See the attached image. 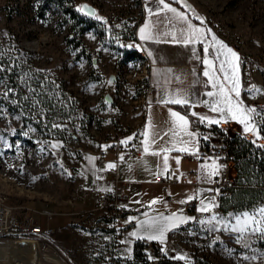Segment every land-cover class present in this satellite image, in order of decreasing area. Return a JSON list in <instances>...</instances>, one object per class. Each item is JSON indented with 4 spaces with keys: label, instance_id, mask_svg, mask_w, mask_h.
<instances>
[{
    "label": "rangeland",
    "instance_id": "obj_1",
    "mask_svg": "<svg viewBox=\"0 0 264 264\" xmlns=\"http://www.w3.org/2000/svg\"><path fill=\"white\" fill-rule=\"evenodd\" d=\"M147 1L65 0L79 18L95 25L81 32L84 23L76 22L65 13L66 5L54 0H0V64L10 69L0 72V191L10 196L13 206L26 207L36 217L37 211L68 213L67 200L77 199L80 184L98 185L100 149L117 141L128 140L127 147L139 142L151 82L148 56L137 50L136 32ZM179 5L238 52L243 62V103L256 108L259 115L254 114V120L264 122L259 109L264 106V0H180ZM128 51H138L141 57L128 61ZM253 86L261 91L250 93ZM203 89L212 90L210 85ZM44 92L55 99L57 113L39 106L38 96ZM52 144L61 147L53 149ZM262 207L264 201H258L242 211L222 209L216 216L235 224V216ZM50 225L57 229L58 220ZM212 227L197 223L177 231L170 238L173 251L165 258L188 264H264V239L258 234L246 248L237 242L238 234L224 231L223 225H217L219 231H210ZM105 232L102 240H89L78 255L65 252L79 264H153L158 259L154 255L164 249L155 246L154 255L145 251L147 257L138 259L117 235ZM36 245L32 258L51 264L40 259L45 250ZM82 257L90 260L81 261Z\"/></svg>",
    "mask_w": 264,
    "mask_h": 264
},
{
    "label": "crops",
    "instance_id": "obj_2",
    "mask_svg": "<svg viewBox=\"0 0 264 264\" xmlns=\"http://www.w3.org/2000/svg\"><path fill=\"white\" fill-rule=\"evenodd\" d=\"M177 1V2H176ZM175 2L165 3L169 4L180 12L187 16L188 22L193 26L208 30V24L205 22L201 24L197 20H194L182 6L179 5L180 0ZM150 24L153 37L159 38L160 43H156L155 39L150 41H143L140 39V29ZM186 28V23L180 21L174 17L172 13L167 12L163 9V6L159 4V0H148L147 6L145 7V15L140 24L137 27L136 36L141 45L145 48L148 56V67L150 72L151 86L156 89L157 102L151 103L145 113L144 125L141 132V138L136 145V149L139 155L134 159L124 162L119 167V179L125 184L124 192L128 196V206L131 209L128 214V220L134 222V224L121 231H117L111 225H106L105 228L101 229L97 235L95 232L84 231L73 225L71 220L65 216L67 212L56 213L57 216L52 220H58L57 229L54 228L55 234L52 238L55 246L59 249L67 251L73 255H78L83 248L89 243V240H102L103 234L110 232L109 235H117L120 240L123 238V245L130 252L134 253V244L137 241L150 242L156 246H163L173 234L182 229L181 224L178 228L169 231L165 234L166 240L162 244L159 241L151 240H135L131 237L130 233L133 231H141L146 234L144 230L139 228L141 222L149 219H154L158 216H169V215H180L183 217L191 218L185 209L186 203L195 201L198 207H201V200L205 202L209 201L208 191L211 183L206 182L205 173L201 170V166L205 163L211 164L213 157L208 151H204L202 144L205 141L203 130H210L213 127L217 128L218 131L221 129L233 134L241 135L248 139L256 141L249 133H245L241 128L233 121L227 123H221L219 125H208L207 123H200L198 118L191 115V112H196L199 115H206L209 111L208 107L203 103L209 98L204 95L203 87L206 85V77L198 76L195 72L196 66H201L204 70V65L201 63L197 56L203 57V45L196 44V56L193 55L192 47L185 46L183 43L172 42L171 36H164L165 32L175 31L176 35H180V30ZM214 34L218 40L226 44L234 50L229 43L220 37L217 33ZM208 42H211V35L207 37ZM236 51V50H235ZM151 52V55L148 53ZM237 52V51H236ZM238 53V52H237ZM239 55V54H238ZM240 57V56H239ZM242 61V60H241ZM242 71L240 70L241 84L243 78V66L241 64ZM179 95L180 97H186L193 102L195 107H182L176 104H165L163 101L170 96ZM240 99L243 101L241 94ZM244 102V101H243ZM170 111H177L183 115H186L190 120V130L197 133L198 140V153L197 155H189L186 153L170 152L169 155V171L166 174L160 176L163 169L162 156H155L151 154H145L141 141L144 139L143 133L145 132L149 122L153 125L154 131L160 133L169 130L171 124ZM209 139V138H208ZM207 139V140H208ZM260 140V139H259ZM169 137L158 139L152 150H158L168 144ZM180 158V164H175V158ZM113 158V156H109ZM217 162V161H216ZM218 163V162H217ZM219 164V163H218ZM220 165V164H219ZM176 180H173V177ZM162 177L165 179H171L170 183L164 184L158 181V178ZM187 177V178H185ZM192 199H189V198ZM152 200H157L158 203L149 207ZM184 201V203H181ZM69 206V205H66ZM68 209V207H66ZM30 211V210H29ZM47 212V211H46ZM52 212V211H50ZM42 215H38L37 222L43 227H52L45 216L40 218ZM42 219L45 222H42ZM191 219L188 220L190 222ZM187 222V223H188ZM53 228V227H52ZM28 254L31 256L35 255L38 247L36 242L29 241L25 242ZM80 251V252H78ZM29 255V256H30ZM81 261L87 262L89 257L80 258ZM7 261L9 263H7ZM14 262L6 260L5 264H11Z\"/></svg>",
    "mask_w": 264,
    "mask_h": 264
},
{
    "label": "snow or ice",
    "instance_id": "obj_3",
    "mask_svg": "<svg viewBox=\"0 0 264 264\" xmlns=\"http://www.w3.org/2000/svg\"><path fill=\"white\" fill-rule=\"evenodd\" d=\"M159 4L163 6V9L169 13H172L174 17L178 18L180 21L186 23V28L180 30L179 37L176 35L175 31L165 32L164 36H171L172 42L183 43L185 46H193L192 52L196 56V44L203 45V57L197 56V59L201 60L204 65L203 76L206 77V87L211 86V91H206L204 93L209 99L205 100L203 103L208 107L209 111L216 113L219 116L217 118H210L206 115H199L196 112H191L192 116L198 118L200 123H207L208 125H219L221 123H227L229 119L235 121L238 124L243 125V131L249 133L256 137L257 140L261 139L260 133L264 132V126H261L259 122L253 119L254 114L257 113L256 108L245 107L241 97V77L240 70L241 58L238 53L232 48L228 47L226 44L222 43L214 34H211V30H205L199 27L193 26L188 22L187 16L177 12L169 4L165 3V0H159ZM88 15V12H85ZM197 19H200L197 17ZM200 23L203 24L204 21L200 19ZM151 25L145 24L144 27L140 29V39L143 41H150L155 39L156 43H160L159 38L153 37L151 31ZM211 35V42H208L207 37ZM151 55V52L148 53ZM10 69H5L2 64H0V72H6ZM3 77H0V83H2ZM10 91V90H9ZM248 91L252 94L260 92V89L254 86ZM7 95V92L5 93ZM163 103L176 104L182 107H195L196 105L191 102L186 97H180L178 94L175 96H170L163 101ZM171 124L169 130L164 132L162 135L154 131L153 125L149 122L145 132L143 133L144 139L141 141L143 152L145 154H151L155 156H162L163 169L161 174H166L169 171V153L178 152L186 153L189 155H197L198 153V140L197 133L190 130V120L186 115H183L177 111H170ZM57 127V125H53ZM259 129V132L257 131ZM164 137H169L168 144L160 147L158 150H152L153 146L156 144L158 139H163ZM205 140L208 137H204ZM125 147H127L129 141H121ZM53 149L61 147L59 144H52ZM105 150L110 146H103ZM264 148V144L260 145ZM90 161L93 158H89ZM123 160V156L120 157ZM175 164L178 166L180 164V158H175ZM115 164H108V169H114ZM221 165H219L216 160H212L211 164L205 163L201 166V170L205 173V180L208 183L214 182V178L220 173ZM99 178V177H98ZM110 190V189H109ZM209 191H214L219 194L218 189H209ZM189 199H192L191 197ZM158 203L157 200H152L149 207ZM184 203V201H181ZM201 207L199 211L202 213H210L218 205L215 204L214 200H209L205 202L201 200ZM189 219L188 217H183L180 215H169V216H158L154 219L145 220L140 223L139 228L144 230L146 234L141 231H133L130 233L131 237L135 240H151L159 241L164 243L166 240L165 234L178 228L181 224H186ZM235 224L231 222H225L219 219L216 215H212L210 219L200 220L201 224L213 225L210 231H219L220 228L217 225H223L224 231H229L238 234L236 239L237 242H243L246 248H251L249 239L252 236H257L259 239H264V207L260 208L255 213L243 212L238 216L233 218ZM215 222V223H214ZM247 237V238H246ZM131 251V249H129ZM253 256L251 259H255ZM152 259V257H149ZM174 259L186 260L185 256H176ZM249 259V257H245Z\"/></svg>",
    "mask_w": 264,
    "mask_h": 264
},
{
    "label": "built area",
    "instance_id": "obj_4",
    "mask_svg": "<svg viewBox=\"0 0 264 264\" xmlns=\"http://www.w3.org/2000/svg\"><path fill=\"white\" fill-rule=\"evenodd\" d=\"M176 0H168L175 2ZM144 18V17H143ZM140 24V23H139ZM139 47L137 50L145 57L147 56L145 48L136 39ZM195 72L198 76H202V67L196 66ZM148 106L157 102L156 89L150 86L148 92ZM245 107H248L244 103ZM255 119V115L253 116ZM208 137L207 145L208 152L212 155L222 167L220 173L214 178L210 189H218L219 194L214 191H208L209 200H214L218 207H215L210 213H202L198 209L195 201L186 204V208L190 212L191 221L182 226V229H192L200 220H207L212 215H220L222 212L221 204L223 199L231 197L235 185L236 169L230 152L229 140L230 136L226 134V130L221 129L216 131L213 128L209 131H202ZM222 132V133H221ZM216 140V141H214ZM107 147L100 149L97 155L96 173L98 175V185L88 187L85 184H80L77 189V199H68L67 204L71 207L70 211L65 214L73 225L81 230L100 231L106 225H111L117 231H121L134 224L128 220V214L131 209L128 206V196L125 194V184L119 179V167L122 163L128 162L139 155L135 147H125L120 141L114 144H105ZM113 158H109V156ZM123 156V160L120 157ZM115 164L114 169H108V164ZM187 178V177H185ZM176 180V177H173ZM158 181L164 184L170 183L171 179L158 178ZM110 189V190H109ZM90 201V205L88 202ZM19 211H26L20 213ZM35 214L45 216L49 221H52L57 214L54 212H35ZM55 230L52 227H43L37 222V217L31 215L28 208L21 206H13L10 202V196L0 191V242H15L24 243L29 240L38 242L43 250L40 259L51 264H61L56 260V257L62 260V264H79L74 261L64 250L52 246V238ZM120 243H124L123 238ZM155 246L150 242H144V250L155 253ZM163 252H158L154 258H165L166 255L173 251L170 239L164 243ZM5 264V263H0ZM11 264H25L23 259H14Z\"/></svg>",
    "mask_w": 264,
    "mask_h": 264
},
{
    "label": "trees",
    "instance_id": "obj_5",
    "mask_svg": "<svg viewBox=\"0 0 264 264\" xmlns=\"http://www.w3.org/2000/svg\"><path fill=\"white\" fill-rule=\"evenodd\" d=\"M55 3L65 6V0H54ZM72 1V0H67ZM177 2V1H176ZM66 14H69L71 18L76 20V22L84 23L81 28V32L93 29L95 25L89 23L83 17L79 18L80 15L75 11L73 6L66 5ZM79 19V20H77ZM78 24V23H77ZM79 42L77 43V45ZM138 51H128L126 52V60H131L133 58L141 57ZM264 74V73H263ZM50 95L46 92L41 93L38 96L39 106L52 110L57 113V105ZM264 113V106L259 108ZM261 126H264V122H259ZM219 127H213L214 130L218 131ZM260 141H254L243 137L241 135H235L230 137V152L235 164L236 177L235 185L233 188V193L231 197L223 199L221 207L224 211L230 209L234 210H246L252 207L253 204L258 201H264V148L260 145L264 144V132L260 133ZM202 147L204 151H208V145L203 141ZM144 250V242L137 241L134 244V256L138 259H144L147 256ZM153 264H188L183 261H176L171 259H161L156 260Z\"/></svg>",
    "mask_w": 264,
    "mask_h": 264
},
{
    "label": "bare ground",
    "instance_id": "obj_6",
    "mask_svg": "<svg viewBox=\"0 0 264 264\" xmlns=\"http://www.w3.org/2000/svg\"><path fill=\"white\" fill-rule=\"evenodd\" d=\"M36 242L34 240H29ZM26 241V242H29ZM8 258L12 259H23L25 264H38L35 260L32 258V256H29L25 242L24 243H15V242H0V263L5 262ZM59 259V258H57ZM7 263H9L7 261Z\"/></svg>",
    "mask_w": 264,
    "mask_h": 264
},
{
    "label": "water",
    "instance_id": "obj_7",
    "mask_svg": "<svg viewBox=\"0 0 264 264\" xmlns=\"http://www.w3.org/2000/svg\"><path fill=\"white\" fill-rule=\"evenodd\" d=\"M113 79V78H112ZM106 99L109 100L110 102L112 101V98L110 97V95L106 96Z\"/></svg>",
    "mask_w": 264,
    "mask_h": 264
}]
</instances>
